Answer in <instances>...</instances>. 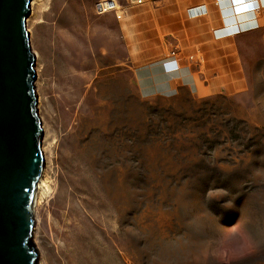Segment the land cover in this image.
<instances>
[{
  "label": "rangeland",
  "instance_id": "1",
  "mask_svg": "<svg viewBox=\"0 0 264 264\" xmlns=\"http://www.w3.org/2000/svg\"><path fill=\"white\" fill-rule=\"evenodd\" d=\"M38 1L27 29L50 179L37 264H264V29L168 89L137 75L131 19L146 1L107 0L126 20L98 13L104 0Z\"/></svg>",
  "mask_w": 264,
  "mask_h": 264
},
{
  "label": "water",
  "instance_id": "2",
  "mask_svg": "<svg viewBox=\"0 0 264 264\" xmlns=\"http://www.w3.org/2000/svg\"><path fill=\"white\" fill-rule=\"evenodd\" d=\"M33 0H0V264H37L33 204L44 166L37 55L27 20Z\"/></svg>",
  "mask_w": 264,
  "mask_h": 264
},
{
  "label": "crops",
  "instance_id": "3",
  "mask_svg": "<svg viewBox=\"0 0 264 264\" xmlns=\"http://www.w3.org/2000/svg\"><path fill=\"white\" fill-rule=\"evenodd\" d=\"M145 1V6L131 19L132 25L141 30L142 52L137 59L143 66L137 75H167L163 85L168 89L176 85L177 80L187 85L185 79L190 77L186 75H204L205 66L197 60L205 61L206 67L212 64V47L226 46L231 39L237 44L264 29V0L250 3L239 0ZM218 33L222 35L217 36ZM183 47L187 48L188 56H179L177 49ZM200 50L204 59L195 55ZM173 52L175 57L172 58ZM219 56L216 58H222Z\"/></svg>",
  "mask_w": 264,
  "mask_h": 264
},
{
  "label": "bare ground",
  "instance_id": "4",
  "mask_svg": "<svg viewBox=\"0 0 264 264\" xmlns=\"http://www.w3.org/2000/svg\"><path fill=\"white\" fill-rule=\"evenodd\" d=\"M37 1L38 0H35L32 4V11L35 10V7L37 6ZM37 61H38V58H37L36 62ZM49 138L46 140V143H45L46 148L44 147V150L46 153L47 152L50 153L52 150V142H51V140H49ZM50 161H51L50 157H47V163L51 164ZM47 163H46V165H47ZM44 167H45V163H44V166H43L42 171L40 173V176L38 178L36 192H35V199H34V204H33V215L36 217V221L38 223L37 229H38V226H40L39 222H41V220L38 218L37 214L42 213L44 200L46 199L45 197L49 193L50 172H49L48 165L46 166V168H44Z\"/></svg>",
  "mask_w": 264,
  "mask_h": 264
},
{
  "label": "built area",
  "instance_id": "5",
  "mask_svg": "<svg viewBox=\"0 0 264 264\" xmlns=\"http://www.w3.org/2000/svg\"><path fill=\"white\" fill-rule=\"evenodd\" d=\"M133 4L142 5L145 0H131ZM130 8V7H129ZM98 13H113L116 15L118 20H126L128 18V7H122L115 1H101V3L97 7ZM198 62H201V58H198Z\"/></svg>",
  "mask_w": 264,
  "mask_h": 264
},
{
  "label": "snow or ice",
  "instance_id": "6",
  "mask_svg": "<svg viewBox=\"0 0 264 264\" xmlns=\"http://www.w3.org/2000/svg\"><path fill=\"white\" fill-rule=\"evenodd\" d=\"M239 2H241V3H244V2H251V0H239Z\"/></svg>",
  "mask_w": 264,
  "mask_h": 264
}]
</instances>
